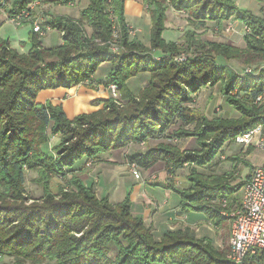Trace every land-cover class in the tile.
<instances>
[{"label":"trees","instance_id":"16d2710c","mask_svg":"<svg viewBox=\"0 0 264 264\" xmlns=\"http://www.w3.org/2000/svg\"><path fill=\"white\" fill-rule=\"evenodd\" d=\"M33 1L36 0H15L10 11L13 15H18ZM46 1L53 4L75 2ZM143 1L151 18L150 46L132 36L125 13V0H89L88 6L81 11L78 19L57 16L50 23L54 29L64 33L63 42L48 49L42 46V41L37 39L38 35L31 30L29 38L36 40L34 47L37 49L25 57H14L6 48L9 40H0V117H9L10 113L14 115L6 125L0 127V164L7 165L4 161L9 151L18 152L23 160L32 158L36 148L33 144L19 141L16 135V130L20 128L18 122L21 120L15 116L24 115L26 112L36 117L43 128H50L53 133H61L62 140L67 142L61 149L66 156L49 162L54 168L73 165L77 159L92 156L97 151L100 154L102 150L113 146L141 143L161 137L177 120L186 124L196 121V134L202 138L199 142L201 153L194 156L193 161L200 165L213 161L216 163L223 157L220 155L217 158L223 152L226 142L234 141L238 134L264 121V73L241 77L228 64L233 57L243 58L246 64L264 61L263 6L260 8L262 14L257 15L251 10L237 7L231 0ZM170 7L190 12L202 25L207 20L222 25L229 18L246 24L250 28V33L245 35L248 43L246 49L200 39L191 45L198 47L197 50L202 49L201 54L186 56L183 60L175 59L181 56L183 48L175 41H167L163 36ZM110 17L115 20L112 21ZM86 26L92 29L90 36L87 35ZM116 26L118 28L115 30ZM117 30L119 38L115 39L113 37ZM185 36L187 41H192L195 34L188 30ZM116 41L118 51L110 48V44L115 45ZM152 50L160 51L163 59L154 60ZM105 61L111 64V71L103 83L107 87L111 83L118 86L122 103L112 97L102 99L99 100V103H103L102 109L74 118H69L61 105L35 104V98L42 90L70 88L87 81L93 82L95 73ZM144 72L150 73L149 83L135 94L130 89L128 80ZM217 83L221 84L228 103L241 112L240 116L214 120L193 116L190 107L193 98L190 93L204 85ZM242 93L248 99L241 98ZM260 95H263V100L257 102ZM72 123L80 125L81 129L72 126ZM7 127H10V133L6 130ZM177 133L181 137L189 135L182 129ZM46 140L47 137L43 136L41 142ZM179 151L175 146L159 144L150 147L146 152L128 155V160L130 164L135 163L145 170L163 160L166 166L172 165L175 170L182 167L186 159H192L185 154L179 156ZM240 156L231 158L241 163ZM8 159H11L10 156ZM237 165L223 174H203L193 170L189 190L177 189L181 195L182 209L203 213L206 218L214 220L217 226L224 224L227 216L220 210L226 209L230 212L235 205L240 204L242 198L236 193L241 190L244 182L233 184L237 179ZM20 166L16 165V168L20 169ZM4 168L5 173L9 174V168ZM253 168L254 166L249 167L250 174ZM250 174L247 175L248 178ZM73 183L74 194H64V202L49 200L47 205L32 207L1 205L0 247L9 246L7 237L10 235V242L17 244L14 247L9 246L16 252V257L23 256L21 253L27 252L25 249L30 247L35 256H40L41 251H47L49 255L55 253L62 259L65 256L66 259H77L75 261L80 262L83 258L86 263L232 264L226 258V248L217 247L207 237L197 241L194 230L189 227L166 230L157 239L152 229L145 225L143 218L133 215L130 192L121 202L115 203L109 195L99 197L94 184L84 183L77 176ZM224 200H228L226 205ZM15 218L20 220V227L13 226L12 230H8L2 224L4 220ZM110 221H115L119 227L109 225ZM37 224L40 225L37 227L48 234L36 241L32 229L35 230L34 226ZM119 229L123 232L124 241H118L114 260L107 261L108 244L105 247L102 245L100 250V246L95 248L98 245L95 241H98L97 237L101 233L103 236L113 233L112 236L115 237V231ZM82 231L81 236L74 234ZM56 237L58 239L54 242Z\"/></svg>","mask_w":264,"mask_h":264},{"label":"rangeland","instance_id":"374dc122","mask_svg":"<svg viewBox=\"0 0 264 264\" xmlns=\"http://www.w3.org/2000/svg\"><path fill=\"white\" fill-rule=\"evenodd\" d=\"M88 4L89 0H75V2L68 4H53L46 0H36L27 4V7L21 12L24 14V17H21L19 24H16L17 21H13L16 15H13L10 11L15 5V0H0V40L2 38L9 40L6 48L17 58L25 57L30 52L37 49V47H34L36 40L32 41V39L29 38L32 31L38 35L37 39L42 41V46L45 49L61 44L63 42L64 33L54 29L50 21L57 16L78 19L81 11L87 7ZM110 19L112 21L115 20L113 17H110ZM128 19L133 22L134 26H131L132 36L148 44L150 42L149 26L139 23L140 19L134 20L132 17H128ZM37 23L41 26L39 32L33 30L34 25ZM165 26L166 28L163 33L165 39L167 41H175L177 45L183 48V51L180 53L181 56L175 58L177 60H180L181 57L186 58V56L201 54V51L203 52L202 49L197 50L196 48L198 47L191 45L192 42H198L200 39L210 41L211 43H222L226 46L246 49L248 43L245 40V35L250 33L249 26L234 18H229V20L225 21L222 25H219L213 20H207L202 25L190 14V12L179 11L173 7H170L167 11ZM113 28L112 26V29ZM117 28L118 26H116L115 30ZM188 30L193 31L195 34L196 38L194 37L192 41H187V36H185ZM91 31L92 29L86 26L88 36H90L89 34H91ZM116 34L118 35V30L115 32V35ZM113 38L118 39L119 36H114ZM96 41L99 42V40ZM116 42L115 45L110 44V48L113 50L118 48V41ZM152 53L154 55V60L161 61L163 59V54L160 51L152 50ZM221 62L225 63L224 61ZM228 64L229 67H232L236 74L241 77L246 74L256 76L264 73L263 60L246 64L243 58L233 57L229 59ZM148 83L149 80L147 79H139L137 86L143 85L145 87ZM74 87L77 89L73 91L72 94L69 95L66 93L59 98L51 97V91L57 88L45 89L49 90V93H42V90L38 93L34 102L35 104L52 103L53 105H61L64 110H67L69 118H74L82 114H90L102 109L103 103H99V100L108 99L109 97L122 103L119 90L117 92L118 97H114L112 93L110 94V91L104 83L100 84L93 80V82L87 81L86 83H81L68 89ZM85 89H93L97 94L106 92L108 98L95 99L88 104L78 103V105L74 107L69 100H77L78 97L81 96L79 90L82 91ZM82 93L84 92H81V94ZM233 94H235V91H233ZM190 96L193 98L190 107L195 117H205L209 120H214L215 118H237L241 114L239 110L228 103L227 95L223 93L220 83L210 86L204 85L196 92L190 93ZM240 97L248 99L247 95L244 93H242ZM12 116L14 115L10 113L9 117H0V127L2 125L4 126ZM15 117L21 120L18 122L20 128L16 130L17 139L29 145L33 144L36 150L33 148L32 158L25 160H23V156L18 152L9 151L4 161L7 165L0 164V206L10 205L17 207L19 205L23 207H32L47 205V201L49 200L53 202H64L66 200L64 194L68 196H73L74 194L73 190L75 187L73 182L76 176L83 180L84 183L94 184L95 192L99 197L109 195L111 201L115 203L121 202L126 197L127 192L124 190L125 187L129 189L130 185L136 181L139 182L148 179H155L157 180L156 183L159 184L165 182V184L168 185L167 189L172 190L181 197L177 189L189 190L188 188H190L192 184L190 179L195 169L203 174H223L226 171L232 170L234 165L238 164L236 168V172H238L237 179L233 182V184H236L239 179L244 178L243 175H245V173L247 174L249 172L250 166H260L264 161V154L262 151L257 149L250 150V148L242 149L235 141L229 140L224 144L223 152H220L217 156V158H219L220 155H223V157L219 159V162L213 163V161L206 165L195 163L193 159L194 156L201 153L199 142L200 139H202L200 135L196 134V121L186 124V122L182 120H177L169 126L166 133L161 137L151 138L141 143L131 142L118 147L113 146L109 149L102 150L100 154L97 151L92 156L77 159V161L73 162V165H62L54 168L49 165V162H55L66 156L61 150L67 145V142L62 140V134L53 133L50 128H43L41 123L37 122L36 117L31 116L29 112ZM71 125L77 129H81V126L76 123H72ZM179 129L188 132L189 135L183 137L179 136L177 133ZM6 130L9 131L10 127H7ZM8 133H10V131ZM5 135L6 134H4V137ZM43 136L47 137L46 142H41ZM159 144L175 146L180 150L178 152L179 156H184L185 154L191 156L192 159H186L183 161V166L175 168V170L171 167L172 165L166 166L163 160L157 162L149 170L138 167L141 171L142 178L137 180L131 172L130 165L132 163L130 164L128 155L135 152H146L150 147H156ZM188 152L190 154H186ZM34 155H36V157H33ZM236 155H241V163L231 158ZM9 156L11 159H8ZM246 161H248L250 165H247ZM16 165H21V168L17 169ZM4 166L9 168V174L5 173ZM148 187L152 188L155 186L149 185ZM148 191L150 192V190ZM236 194L238 197H242V190L238 191ZM159 200L160 204H166L165 201H167L168 198L166 195H161ZM178 211H180L178 208L174 209L168 229L177 230L189 227L194 230L197 241L207 237L210 238L217 247L221 249L226 248V258H228L231 235V221L228 215H225V217L227 216L225 223L221 226H217L214 220L206 218L203 213H201L203 218L200 220L196 217L198 220L195 218L196 220L189 221V219H186L187 217H181V212ZM223 211L227 212L226 209L220 210V212ZM17 218L8 219V221L4 220L2 224H4L5 228L8 230H12L13 226L20 227V220ZM38 225L39 224L34 226L36 227L35 230L32 229L34 231L33 235L36 236H33L36 241L40 239L41 236L47 237L46 234H48V232L37 227ZM109 225H117L119 227L118 223H115V221H110ZM122 227L123 226H121V228ZM122 233L121 229H119L115 231V237L112 236L113 233H106L104 236L102 233L98 235V241H95L98 245H96L95 248L100 246V250H102V245L105 247V245L108 244L106 248V252H108V256L106 257L107 261L114 260L113 258L117 254L118 241H124ZM59 234L60 233H58V235ZM74 234L76 236H81L83 231L75 232ZM3 237L5 236L3 235ZM7 239L10 247H14L13 245L17 246V244H14L12 241L10 242V235ZM57 239L58 237L54 239V242H56ZM9 246L0 247V264H62L61 262L65 264H98L97 261L86 263L83 258L82 261H80L81 263L75 261L77 259H66L67 257L65 256L62 259L60 255L56 256L55 253L49 255L47 251H41L40 253L43 254H40L41 257L39 255L35 256L30 247L25 249L27 252L21 253L23 256L16 257V252L12 251ZM91 246H93V243ZM7 249L8 251H6Z\"/></svg>","mask_w":264,"mask_h":264},{"label":"crops","instance_id":"0c3cea01","mask_svg":"<svg viewBox=\"0 0 264 264\" xmlns=\"http://www.w3.org/2000/svg\"><path fill=\"white\" fill-rule=\"evenodd\" d=\"M231 1H233L236 4V6L241 9L251 10L257 15L262 14L260 8L263 6V4L260 3L261 2L260 0H231ZM146 8L147 6L145 5L143 0H125V13H126L127 21L130 24V26L134 27L133 22H131L128 19V17H132L134 18V20L140 19L139 23L149 26V31H151V18ZM144 44L146 46H150V42L148 44L147 43ZM110 71H111V64L109 62L105 61L101 63V65L99 66L97 72L93 77L94 81L103 84ZM139 79L150 80V73L148 72L140 73L139 75L134 76L128 80V85L135 94H137L144 87L143 85L137 86ZM76 89L77 88L75 87L72 89L60 87L51 91L52 92L51 97L53 96L54 98H59L61 95H64L66 93L70 95ZM49 92H50L49 90H43L42 93H49ZM81 92L84 93L81 94ZM79 93L81 95L79 96L80 98L78 97L77 100L76 99L69 100V102H71V104L74 107L78 105V103L88 104L95 99L108 98V94L106 92L97 94L93 89L90 90L85 89L82 91L79 90ZM65 112L68 114L66 109ZM248 174H250V172H248L247 174L245 173V175H243L244 178L239 179L237 183L242 181L245 183V181L248 179L247 177ZM156 181L157 180L155 179H148L139 182L136 181L135 183L130 185L129 189L125 187L124 190L127 193L130 192L131 200L133 203L132 206L133 215L141 216L144 220L145 225L152 229L153 234L157 239L161 238L166 230H170L168 228L170 227L171 216L173 215V211L175 208H178V210H180L178 212H181L182 215L179 213L181 217H187L186 219H189V221L194 220L196 217H198L199 220L203 218L201 213L184 211L180 205L181 197L175 194L172 190L167 189L168 185L165 184V182L159 184L156 183ZM149 185H153L155 187L149 188L148 187ZM148 190H150V192ZM161 195L167 196L168 200L165 201L166 204L165 203L160 204L159 197H161Z\"/></svg>","mask_w":264,"mask_h":264},{"label":"built area","instance_id":"2783aa9c","mask_svg":"<svg viewBox=\"0 0 264 264\" xmlns=\"http://www.w3.org/2000/svg\"><path fill=\"white\" fill-rule=\"evenodd\" d=\"M260 1L263 4L264 13V0ZM21 17H24L23 13L16 15L13 21L19 24ZM33 30L39 32L40 24H35ZM183 59L185 57L180 58V60ZM107 89L114 97H118L116 84H109ZM262 100L263 95L257 97V102ZM234 141L244 149H257L264 154V121L238 134ZM130 167L134 177L141 179L142 174L138 166L133 163ZM227 203L228 200H224V204ZM223 214L228 215L231 221L230 252L228 254L231 263L264 264V161L260 166H254L250 177L244 183L240 204L235 205L230 212L223 211Z\"/></svg>","mask_w":264,"mask_h":264}]
</instances>
